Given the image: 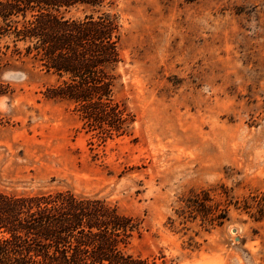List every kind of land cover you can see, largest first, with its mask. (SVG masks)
Listing matches in <instances>:
<instances>
[{"label":"rangeland","instance_id":"374dc122","mask_svg":"<svg viewBox=\"0 0 264 264\" xmlns=\"http://www.w3.org/2000/svg\"><path fill=\"white\" fill-rule=\"evenodd\" d=\"M113 1L127 132L101 140L46 96L56 75L1 57L0 187L105 197L139 224L127 252L155 264H264V219L234 205L264 199V0ZM210 187L228 220L181 223L183 199Z\"/></svg>","mask_w":264,"mask_h":264},{"label":"trees","instance_id":"16d2710c","mask_svg":"<svg viewBox=\"0 0 264 264\" xmlns=\"http://www.w3.org/2000/svg\"><path fill=\"white\" fill-rule=\"evenodd\" d=\"M110 2L0 0V58L24 56L56 75L58 83L46 96L73 102L84 125L98 130L101 140L125 134L134 120L128 106L115 99L123 34L117 14L103 9ZM80 8L82 17L69 15ZM224 190L192 191L177 212L181 223L200 219L222 225L231 204ZM255 201L245 198L234 205L260 221L264 199ZM138 233L139 224L105 197L71 189L17 193L0 187V264H155L127 252Z\"/></svg>","mask_w":264,"mask_h":264}]
</instances>
